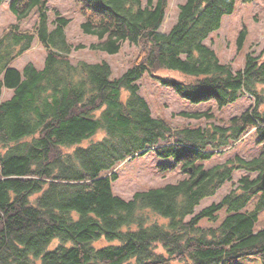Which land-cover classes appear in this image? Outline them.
Masks as SVG:
<instances>
[{
  "label": "trees",
  "instance_id": "obj_1",
  "mask_svg": "<svg viewBox=\"0 0 264 264\" xmlns=\"http://www.w3.org/2000/svg\"><path fill=\"white\" fill-rule=\"evenodd\" d=\"M9 1L18 20L36 8L39 19L33 31L13 25L0 37V264H234L254 255L264 264V228L254 229L264 191L251 193L264 172V150L206 163L247 134L264 144V47L235 70L207 42L238 0H186L168 31L169 0H78L87 16L83 31L100 40L93 48L116 54L126 42L139 45L118 77L107 60L73 61L70 19L58 13L52 27L49 0ZM246 36L244 28L240 47ZM36 38L46 50L44 67H14ZM146 74L194 104L224 107L241 93L255 104L225 126L176 129L154 116L141 94ZM7 90L13 93L4 99ZM148 152L183 178L122 198L114 190L119 170ZM237 170L246 172L239 185L196 211ZM254 196L256 210L243 211ZM223 208L229 214L221 224L200 226ZM100 240L109 244L98 247Z\"/></svg>",
  "mask_w": 264,
  "mask_h": 264
},
{
  "label": "rangeland",
  "instance_id": "obj_2",
  "mask_svg": "<svg viewBox=\"0 0 264 264\" xmlns=\"http://www.w3.org/2000/svg\"><path fill=\"white\" fill-rule=\"evenodd\" d=\"M186 0H169L167 17L163 30H170L176 23L179 5L184 4ZM9 0H6L0 6V37L5 30L13 25H17L22 31H33L39 19L38 9H34L31 15L24 19L18 20L11 12ZM49 17L50 25L53 27L54 21L59 13L61 16L70 19L66 27V36L68 42L73 46L72 58L74 62L86 60L89 62H101L107 60L113 70V77L122 75L133 63L137 57L139 45L124 43L121 51L116 54H109L106 51L92 47L94 43L100 40L98 37L85 33L82 29V23L87 20V16L82 11V4L78 0H49ZM247 29V36L240 47L238 39L243 29ZM210 44L222 62L231 63L235 70L244 67L245 57L249 52L259 53L264 47V0H238L232 14L224 16L220 29L214 31L209 39ZM46 50L39 40H34L32 48L17 58L12 65L23 70L26 64L32 63L37 68L42 69L45 65ZM141 94L150 103L154 116L167 120L174 128H183L185 126H202L203 128L212 127L214 124L225 126L229 123L230 118L240 115L249 107L255 104V100L250 94L241 93L238 100L228 106L219 107L214 100H209L199 104H194L187 99L181 98L170 87L162 85L151 75L146 74L140 81ZM12 90L4 93V99L12 95ZM127 95V92H125ZM182 112L187 113H213L212 118L197 119L195 117H186ZM247 134L244 140L236 146H232L217 151L213 158L206 162L210 167L222 163L236 155L244 158H253L264 150V144L258 142L256 134ZM102 134L94 137L95 140L102 138ZM219 152V153H218ZM163 163L154 152H148L144 155L137 156L127 161L119 170V178L114 182V190L124 199H131L136 191L148 190L153 187L164 186L168 183H176L183 178L178 171H163L160 164ZM244 170H237L234 174L233 181L227 182L218 190L215 195L204 198L196 211L210 206L213 203L220 202L232 188L239 185V180L244 176ZM255 177L256 174H252ZM259 195V194H258ZM258 196H254L243 211H254L257 208ZM229 214L227 208H223L216 220L208 217L200 221L203 228L216 227ZM161 219V218H160ZM264 228V208L259 210L258 220L255 224V231ZM56 240L53 245H56ZM119 242H115L117 244ZM106 240H100L96 243L98 247L108 245ZM234 264H262L260 256L254 255L241 259Z\"/></svg>",
  "mask_w": 264,
  "mask_h": 264
},
{
  "label": "water",
  "instance_id": "obj_3",
  "mask_svg": "<svg viewBox=\"0 0 264 264\" xmlns=\"http://www.w3.org/2000/svg\"><path fill=\"white\" fill-rule=\"evenodd\" d=\"M258 191H264V172L261 175L260 181L251 188V193H256Z\"/></svg>",
  "mask_w": 264,
  "mask_h": 264
}]
</instances>
